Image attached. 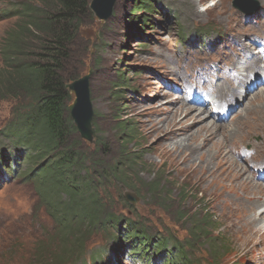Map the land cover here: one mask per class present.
Masks as SVG:
<instances>
[{
  "label": "rangeland",
  "instance_id": "374dc122",
  "mask_svg": "<svg viewBox=\"0 0 264 264\" xmlns=\"http://www.w3.org/2000/svg\"><path fill=\"white\" fill-rule=\"evenodd\" d=\"M25 1L33 3V0H0V43L4 42L5 47L9 30L21 19L17 11L13 13V9ZM160 1L167 16L160 12L158 15L154 10L147 15L149 10L144 13L143 9L133 13V7L136 8L134 0H116L111 15L106 19L98 18L92 11L73 43L67 82L75 76L90 75L93 119L99 132L95 143L81 138L82 142L85 147H90V151H95L93 155H96L97 163L102 161L105 166L113 167L123 162L121 165L127 174L126 181L114 176L103 182L100 189L102 202L110 204L120 217L139 220L162 233L170 231L188 240L192 231H196L195 225L203 219L209 222L211 215L214 223L221 224L219 230L213 231V236L223 232L228 244L232 245V251L235 250L220 264H242L243 261L264 264V231L259 235L252 232L250 212L246 210L252 206L258 212L264 207V181L255 177L257 168L259 170L264 165V100L260 101V98L264 99V80L248 92L254 94L260 91L259 96L246 94L244 98H250V102L244 105L245 99L239 105L240 114L221 122L234 130L225 129L226 140L222 146L227 157L237 161L231 166L214 161L211 166L204 167L208 145L201 147L195 143L202 136L197 127L204 119L195 125V119L189 117L185 126L191 125L194 138L191 137L188 146L189 140L186 145L183 143L180 150H173V140L165 137L169 132V117L163 119L164 112L157 110L173 106L172 100L183 96L180 80L184 74L202 65H207V68L200 81L210 86L220 100L231 96L232 92L237 97L240 95L237 83H231L232 78H226V70L227 67L232 70L235 59L244 51L252 52L254 57L257 49L253 39L260 40L264 45V0H256L261 8L251 14L236 9L233 6L236 0ZM131 16L134 18L131 19ZM154 17L161 21L160 25L150 24L143 27L144 31L134 29L130 23L136 19L149 24ZM183 29L190 35L200 36L196 44L187 46L180 43L178 30ZM143 32L149 37H144ZM2 58L0 54V69ZM120 72L123 74L119 76ZM249 76L250 83L257 81L252 74ZM222 83H228L229 90ZM234 87L237 93L233 91ZM230 98V102L235 103V97ZM174 104L191 106L186 101ZM22 105L19 97L0 100V148L24 144L19 140L12 141L13 137L5 130ZM247 106L248 110H245ZM245 115H250L253 122H242ZM205 120L218 121L210 114ZM52 124V119H48L46 132L43 133L46 138L50 137L49 126ZM120 128L132 132L135 129L137 138L134 135L124 136ZM216 134L220 135L221 130ZM100 141L105 144L104 149H100ZM190 145H193V150ZM10 151L15 153L12 147ZM18 159V163H22V156ZM216 159L219 160L217 156ZM18 163L15 168L21 172L23 167ZM5 165L3 161L5 170L0 178V264H81L82 257H86L85 264H134L127 250L117 255L116 248L121 238L117 237L116 230L109 232L99 227L89 230L83 245L85 250L73 249L71 258L65 259L58 247L64 244L60 238L67 231L55 225L51 212L41 202V190L36 189L35 182H23L15 176V168L6 172ZM155 183L160 184L162 192L154 195L150 190ZM182 187L190 193L182 191ZM126 196H131L135 202L131 203ZM63 197L67 201V196ZM256 199L260 200L259 204H255ZM63 210L68 211L66 207ZM186 213L188 216L183 219ZM211 231L207 229L205 232ZM203 241L198 251L206 257L210 248ZM80 253L83 256L80 257Z\"/></svg>",
  "mask_w": 264,
  "mask_h": 264
},
{
  "label": "trees",
  "instance_id": "16d2710c",
  "mask_svg": "<svg viewBox=\"0 0 264 264\" xmlns=\"http://www.w3.org/2000/svg\"><path fill=\"white\" fill-rule=\"evenodd\" d=\"M90 3L91 0L21 2L13 9L21 19L9 30L6 47L4 42L0 43L3 56L0 100L19 97L23 101L5 130L9 136L13 134L14 138L28 142L29 149L26 146L25 151L30 152L23 153L29 162L25 174L36 176L37 188L42 192L41 202L51 212L54 221L60 224L61 230L67 231L66 237L60 238L64 244L58 249L65 259L71 258L70 254L75 250L84 248L89 230L99 227L109 232L116 230L117 237L121 238L118 251H129L132 259L142 264H220L234 250L223 232L213 236V231L219 230L221 224L214 223L211 215L209 222L203 219L195 225L196 231H192L188 240L170 231L162 233L139 220L120 217L110 204L102 202L100 189L103 182L114 176L126 181L127 174L121 165L123 162L113 167L105 166L102 161L97 163L96 155H93L95 151L84 146L69 112L73 96L66 87L73 43L86 18L92 15ZM134 3L133 13L143 9L144 13L149 10L147 15L153 10L159 14L162 10L158 0H134ZM130 23L134 29L144 31L157 20L154 17L148 24L133 19ZM179 34L181 40L187 39L184 30ZM77 78L75 76L70 81ZM48 119H52L53 124L49 126L50 137L46 138L43 133ZM120 129L124 136L137 138L135 129L131 128L133 132ZM104 145L100 141V149H104ZM8 156L3 152L0 157L6 161ZM1 165L0 162V174ZM152 186L150 192L154 195L162 192L159 183ZM182 191L190 193L184 187ZM63 195L67 196V201ZM65 207L68 211L63 210ZM187 216L186 213L182 218ZM206 228L212 231L206 233ZM202 239L210 248L206 257L198 251Z\"/></svg>",
  "mask_w": 264,
  "mask_h": 264
},
{
  "label": "bare ground",
  "instance_id": "6f19581e",
  "mask_svg": "<svg viewBox=\"0 0 264 264\" xmlns=\"http://www.w3.org/2000/svg\"><path fill=\"white\" fill-rule=\"evenodd\" d=\"M242 49L244 51V48H242ZM257 62H258L257 60H253L250 63V65L247 66V69L248 68H252V66L256 67ZM244 70H246V68H244ZM249 72L252 73V74H256V75L259 74L258 71H255L254 68H252L251 71H249ZM259 79L262 80V77L259 76ZM221 85L223 87H225L226 89L230 88V85L228 83H222ZM233 91H235V87L233 88ZM235 92L237 93V91H235ZM261 93L262 92H260V91H256L254 94H248V95L255 96V94H256L255 97H257ZM238 96H240V95H238ZM245 99H247L248 101L246 100L244 102ZM184 100H185V98L183 96H178L176 99L172 100L173 101L172 102L173 106H171V107L167 106L166 108L161 107V108L157 109L160 112H164L165 116H163V119L169 117V119H168L169 132H167L168 136H165V137L173 140L172 143H171V145L174 146L173 150H175V151L180 150L183 147V143H185V145H186L187 141L189 140V143L187 144V146H188L190 144L191 137L194 138V135H193L194 131L190 130V126L191 125L190 126H185V124H187V121H188L189 117H192V118L195 119L194 122H193V123H195V125L199 123L198 121H200L201 119L202 120L204 119L202 121L201 125L199 127H197V128H199L198 130L201 132L202 136L200 135L198 141L195 142L196 145L201 146V147H205L206 145H208V148L205 150L206 162L204 163V167H205V165L206 166H209V165L211 166V164L214 161H215V163L219 162V161H222L223 163H226L229 166H231L232 163H236L237 164V161L236 160H231L230 158H228L227 157V153L225 152V150L222 149L223 143L226 140V133L227 132L225 131V129L233 130L232 126H229V127L228 126H223L221 122H223L225 119H220L218 121H206L205 119H206L208 113H205L204 108L195 107V106H193L194 108H192V104H190V102H189V104L191 106H186L185 104H179V105L175 106L174 103H177L178 101L182 102ZM263 100L264 99L260 98V101H263ZM243 102H244V105H247L248 104L247 102H250V98H248V97L247 98H242L241 100L237 98V105L239 104L241 106V103H243ZM244 105H243V107H244ZM239 108L240 107L237 106V111H235L234 114L229 117L230 119H232L234 117V115L236 116V115L240 114L239 113ZM247 108H248V106L245 107L244 109L246 110ZM195 109L197 111H194ZM247 115L244 116V119H243L242 122H247L249 124V123L253 122V120H252L250 115L249 116H247ZM234 129L237 130V131L239 130L236 126H235ZM220 130H221V134L217 135L216 134L217 131L219 132ZM162 131L164 132L165 130H162ZM179 134H183V135L179 137L178 136ZM200 142L204 143V144L201 145ZM190 148H191V150H193L194 149L193 145H190ZM216 156H217V158H219V160L216 159ZM201 158L202 157L200 156V159ZM258 180L263 181L260 178ZM257 188L259 189L258 186H257ZM255 190H254V193H255ZM256 191H258V190H256ZM259 191H260V189H259ZM259 203H260V200L257 201V199H256L255 200V204H259ZM247 209H249V212H250L249 221L252 220L251 221L252 222V224H251L252 232L253 233L254 232L257 233V235L261 234L264 231V227L260 226L259 222L264 220V210L261 211L259 214H257L258 212H257V209H255V207L253 208L252 206H248L246 208V210ZM248 222H245V223H248ZM243 228L245 230L246 229V225Z\"/></svg>",
  "mask_w": 264,
  "mask_h": 264
},
{
  "label": "water",
  "instance_id": "95a60500",
  "mask_svg": "<svg viewBox=\"0 0 264 264\" xmlns=\"http://www.w3.org/2000/svg\"><path fill=\"white\" fill-rule=\"evenodd\" d=\"M116 0H92L91 10L100 19L108 18L112 13V7ZM234 6L244 13H252L260 9V4L254 0H236ZM89 75L67 83L70 92L76 95L75 100L69 105L71 116L76 123L81 136L90 142H94L96 130L92 125L93 108L90 100ZM131 202V196H126Z\"/></svg>",
  "mask_w": 264,
  "mask_h": 264
}]
</instances>
